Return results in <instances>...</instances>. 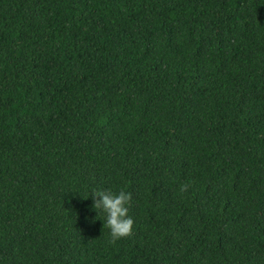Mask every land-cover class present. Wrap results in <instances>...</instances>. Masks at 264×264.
I'll use <instances>...</instances> for the list:
<instances>
[{
	"label": "trees",
	"instance_id": "obj_1",
	"mask_svg": "<svg viewBox=\"0 0 264 264\" xmlns=\"http://www.w3.org/2000/svg\"><path fill=\"white\" fill-rule=\"evenodd\" d=\"M0 264H264V0H0Z\"/></svg>",
	"mask_w": 264,
	"mask_h": 264
},
{
	"label": "clouds",
	"instance_id": "obj_2",
	"mask_svg": "<svg viewBox=\"0 0 264 264\" xmlns=\"http://www.w3.org/2000/svg\"><path fill=\"white\" fill-rule=\"evenodd\" d=\"M188 183H181L179 191H187ZM93 199L92 208L98 212H103V225L109 230L108 243H115L123 236L129 235L133 230L134 220L129 214L128 203L131 193L124 189L112 191L108 188H94L90 190ZM89 192L87 196L89 195ZM85 196V197H87Z\"/></svg>",
	"mask_w": 264,
	"mask_h": 264
}]
</instances>
